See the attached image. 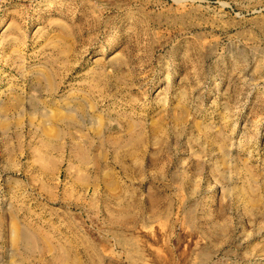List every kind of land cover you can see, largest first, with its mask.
Wrapping results in <instances>:
<instances>
[{
    "label": "rangeland",
    "instance_id": "obj_1",
    "mask_svg": "<svg viewBox=\"0 0 264 264\" xmlns=\"http://www.w3.org/2000/svg\"><path fill=\"white\" fill-rule=\"evenodd\" d=\"M174 2L0 0V264H264V35Z\"/></svg>",
    "mask_w": 264,
    "mask_h": 264
},
{
    "label": "bare ground",
    "instance_id": "obj_2",
    "mask_svg": "<svg viewBox=\"0 0 264 264\" xmlns=\"http://www.w3.org/2000/svg\"><path fill=\"white\" fill-rule=\"evenodd\" d=\"M219 2V0H175L168 11L175 24L184 25L191 31L214 26H221L225 30L243 29L249 25L250 34L264 35V0L251 1L245 6L228 4L235 13L240 14L238 17L232 16L226 10L228 6L225 3L220 4L219 7L213 5ZM225 18H229L231 22L229 25L224 20Z\"/></svg>",
    "mask_w": 264,
    "mask_h": 264
},
{
    "label": "crops",
    "instance_id": "obj_3",
    "mask_svg": "<svg viewBox=\"0 0 264 264\" xmlns=\"http://www.w3.org/2000/svg\"><path fill=\"white\" fill-rule=\"evenodd\" d=\"M88 150H89L88 147L81 148L82 153L79 156H77L78 157L77 163H69L68 167L73 168L77 172L86 173V174H94V173L99 172L100 171L99 163H97L98 160H95L99 158V155L96 156L95 158L94 153L92 152L93 150H90V151ZM52 157L57 158L56 156H53V155ZM62 157H64V155ZM11 162H14L13 157L11 158ZM139 169L140 168H133V171L139 172ZM1 170L2 169H0V171Z\"/></svg>",
    "mask_w": 264,
    "mask_h": 264
}]
</instances>
